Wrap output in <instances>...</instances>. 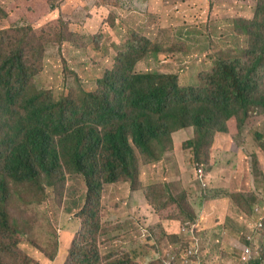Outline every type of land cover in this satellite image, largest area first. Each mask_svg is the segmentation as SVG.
<instances>
[{
  "label": "trees",
  "instance_id": "obj_1",
  "mask_svg": "<svg viewBox=\"0 0 264 264\" xmlns=\"http://www.w3.org/2000/svg\"><path fill=\"white\" fill-rule=\"evenodd\" d=\"M13 2L9 11L0 7V24L8 22L0 28V264H39L20 248L22 234L30 233L28 224L20 219L25 208L43 202L48 189L63 187L73 175L82 177L87 191L80 211L82 229L67 250L64 264H137L131 252L116 259L102 257L95 242L99 232H106L99 219L103 190L122 183L130 196L138 193L144 197L159 219L149 227L150 238L155 244L162 238L166 242L157 246L155 257L146 264H166L173 249L178 257L174 264H184L180 255L192 247L199 250L195 249L191 260L199 264L204 251L197 238L199 215L182 170L174 177L167 171L177 164L176 159L168 160V153L178 149L172 135L193 130V137L185 139L182 148L192 151L190 161L198 177L199 168L215 166L212 149L219 137L235 141L244 137L247 126L254 129L263 120L264 0H257L251 19L231 20L228 30L243 39L244 47L218 50L211 67L198 75L197 85H182L173 73L138 70L141 61L158 55L161 49L132 29L113 66L96 80L94 90L83 85L59 50L63 73L71 80L66 94L37 84L46 49L65 42L82 49L87 36L72 32L62 13L36 24L54 11L60 12L61 0ZM97 5L121 8L120 0H97ZM116 19V12H109L107 24L117 26ZM254 134L256 151L240 146L245 151L240 155L251 159L255 180L264 181V135ZM233 148L237 153L239 147L229 149ZM139 156L145 165L162 167L156 181L144 183ZM253 195L241 192L246 205L235 201L249 219L256 203L264 207V195L250 202ZM19 204L21 207L14 208ZM186 225H196L194 236L183 234ZM177 244L181 246L177 248ZM54 255L55 251L49 259Z\"/></svg>",
  "mask_w": 264,
  "mask_h": 264
},
{
  "label": "rangeland",
  "instance_id": "obj_2",
  "mask_svg": "<svg viewBox=\"0 0 264 264\" xmlns=\"http://www.w3.org/2000/svg\"><path fill=\"white\" fill-rule=\"evenodd\" d=\"M61 2L60 12L56 10L36 24H44L62 13L72 32L87 36L84 40L87 45L82 49L67 42L61 46H48L44 57V70L36 80L41 87L65 94L71 80L63 73L59 50L68 66L79 75L83 85L89 90H94L96 80L106 69L113 66L114 57L122 49L132 29L144 33L161 49L158 55L141 61L137 65L138 70L173 73L177 75L180 84L197 85L198 75L211 67L212 56L218 50L232 46L244 47L243 39L230 34V22L233 18L251 19L257 5V0H120L121 8H113L98 6L97 0ZM13 5V0H0V7L7 11ZM111 11L117 14L115 27L107 24V16ZM5 26H8L7 21L0 24V28ZM174 46L178 48L174 49ZM255 131L264 135V118L254 129L247 126L244 137L235 141L229 136L219 137V141L214 142L212 158L215 166L212 169L204 167L208 184L205 190L198 180L196 166L190 161L193 157L192 151H184L182 148L187 141L185 139L193 137V130H181L172 135L178 149L174 150L177 164L172 165L171 169L175 171L177 165L182 170L183 179L190 185V200L199 215L198 231L202 245L204 233L215 238L224 233H232L240 241V244L236 245L238 256L242 251L239 248L241 244V247L249 245L245 242L249 234H254L259 245L263 242L264 246V228H257L260 218L249 219L235 204V201H238L246 205L240 198L239 190L255 194L250 196V202L261 199L264 195L263 178L255 180L251 159L244 160L234 148L229 150L230 146H238L243 152L245 151L241 147H245L249 152L256 151L258 143ZM227 145V152L231 151L232 156L220 157ZM139 157L144 183L156 181L158 177L148 174V165L144 164V158ZM168 160L171 161L169 158ZM234 163V168L241 173L237 181L245 179L246 183L250 184L236 186L237 191L231 187ZM237 163L240 164L239 168ZM218 190H221V193H218ZM86 191L82 177L73 175L67 178L63 187L48 189L43 202L25 208L20 220L28 224L30 233L22 234L24 241L20 244L21 250L39 264H64L67 250L82 229L83 218L80 217V211L84 208ZM205 191L207 192L204 193ZM129 194V189L123 183L119 186L107 185L104 188L99 219L106 232H99L95 242L102 257L112 255V259H116L126 252H131L137 264H146L155 257L153 252H156L154 250L157 246H165L166 242L162 238L159 244H155L150 238L149 227L157 225L159 219L151 213L146 204L144 207L148 213L134 211ZM139 201L140 199L135 197L132 204L138 205ZM255 205L253 214L263 207V204ZM19 207L20 204L14 206ZM165 223L169 224L168 221H164V225ZM225 239H228L227 234ZM54 251V259L50 260L49 255ZM172 251L174 253L168 255L166 264H171L169 259L176 250Z\"/></svg>",
  "mask_w": 264,
  "mask_h": 264
},
{
  "label": "crops",
  "instance_id": "obj_3",
  "mask_svg": "<svg viewBox=\"0 0 264 264\" xmlns=\"http://www.w3.org/2000/svg\"><path fill=\"white\" fill-rule=\"evenodd\" d=\"M173 142H174V144H177L175 142V138L174 137H173ZM227 150L228 149L223 150V153H222V155H220V157L232 156V154L230 153L231 151L227 152ZM242 152L243 151L240 148H237V153L238 154H241ZM168 156H169V159L170 160L174 159V152L173 153L172 152H169L168 153ZM164 164H165V162H161V165H164ZM235 165H236V163H234L233 166H232V170L233 171L231 173V176H232V179H231V187L233 188L234 191H237L235 189L236 186H238V185H244V184H248V186H250V184L249 183H246L245 179H242L240 181H237V178L238 177L239 178L241 177V173H240V170H236V168H234ZM159 166L160 165H157L156 167H153L152 164L149 165L148 166V174L151 177H154V176L160 177L161 176V170L162 171H164V170L162 169V167L159 170ZM237 166L239 168L240 167V164L237 163ZM168 170H170L169 171V175L170 176H173V177L176 176L179 173V168L177 166H176L175 171H172L171 168L170 169L168 168L167 171ZM183 182H184V185H185L186 189L188 191H190V189H189V187H190L189 183H187L185 179H183ZM239 192H243V191L239 190ZM135 197L140 199L138 205L132 204L133 199H135ZM130 200H131V207H132V209L134 211L140 212L141 214L144 213V212L145 213H148L147 209L144 207V205L146 204V201H145V198L144 197H142L138 193H134V194L131 195V199ZM247 209H248V207H247ZM260 211L262 213H264V207H261L260 208ZM245 215L249 218V215H247V213ZM258 216H259L258 213H254L253 216H252V219L253 218H256ZM226 234L228 235V239H225V235ZM249 235H251V238H252L251 241L248 242L247 241L248 238H247V240L245 239V242L247 244H251L253 246V248L256 249V250H258L259 253L263 256V253H264L263 242H262V244L260 246L258 240H256V238L254 237L255 235L254 234L253 235L252 234H249ZM247 237H249V236H247ZM197 238H198V241L201 243L200 238H199V231L197 233ZM239 244H240L239 239H236L235 238V235H233L232 233H224L221 237H217V238H215V237H208V235L206 233H204V243H203V245L201 243V246H200V249H203L204 250L203 251V258H201L199 256V260H200L199 261V264H235V262L237 260H239V258L241 256V253L238 256V254L236 252V245H239ZM241 246H242V244H241ZM241 246L239 248H240V250H243V247H241ZM181 264H183V262H181Z\"/></svg>",
  "mask_w": 264,
  "mask_h": 264
},
{
  "label": "built area",
  "instance_id": "obj_4",
  "mask_svg": "<svg viewBox=\"0 0 264 264\" xmlns=\"http://www.w3.org/2000/svg\"><path fill=\"white\" fill-rule=\"evenodd\" d=\"M198 180L202 186V189L204 190V188L208 186L206 182V172L204 168L198 169ZM263 220H264V216L260 218V222L259 224H257L259 228L263 226ZM182 232L184 235L194 236L196 234V225H191V226L186 225L182 228ZM248 239L251 240L252 239L251 236H249ZM180 246L181 245L178 244L177 248H179ZM195 249L199 250L197 247H192L188 250L187 253L180 255V257L184 259V264H195L191 260V256L195 252ZM171 253H174V251H171L169 255H171ZM176 259H178V257H176V251H175V254L171 257V259H169V261H171V264H174V261ZM235 264H264V257L259 253L258 250L254 249L252 245H245L243 247L239 260H237Z\"/></svg>",
  "mask_w": 264,
  "mask_h": 264
},
{
  "label": "clouds",
  "instance_id": "obj_5",
  "mask_svg": "<svg viewBox=\"0 0 264 264\" xmlns=\"http://www.w3.org/2000/svg\"><path fill=\"white\" fill-rule=\"evenodd\" d=\"M257 213L259 214V216H258L259 218H261L262 216H264V213H262V212L260 211V209L257 210ZM263 223H264V220H263ZM248 236H250V235H248ZM247 238H248V237H247ZM248 240H249V239H248ZM249 241H251V240H249ZM249 241H248V242H249ZM177 245H178V244H177ZM249 245H251V244H249ZM263 257H264V253H263ZM167 259H168V258H167ZM167 259H166V260H167ZM181 259H182V258H181Z\"/></svg>",
  "mask_w": 264,
  "mask_h": 264
}]
</instances>
